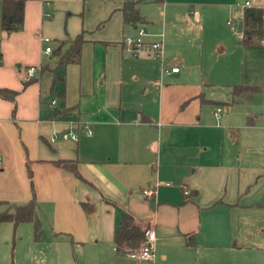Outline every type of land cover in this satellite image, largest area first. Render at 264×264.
Returning <instances> with one entry per match:
<instances>
[{
  "label": "crops",
  "instance_id": "1",
  "mask_svg": "<svg viewBox=\"0 0 264 264\" xmlns=\"http://www.w3.org/2000/svg\"><path fill=\"white\" fill-rule=\"evenodd\" d=\"M125 1L26 0L22 30H0V89L16 92L0 96V201L34 198L43 225L35 242L30 223L16 238L0 224L13 242L0 264H264L260 0H139L135 24ZM138 29L162 37L177 72L123 48ZM81 32L78 62L60 64V44ZM28 67L36 80L25 85ZM240 84L260 91L228 105ZM64 111L71 116L54 118ZM76 120L78 141L61 140ZM60 160L75 161L82 180ZM123 214L154 229L151 258L116 250Z\"/></svg>",
  "mask_w": 264,
  "mask_h": 264
},
{
  "label": "trees",
  "instance_id": "2",
  "mask_svg": "<svg viewBox=\"0 0 264 264\" xmlns=\"http://www.w3.org/2000/svg\"><path fill=\"white\" fill-rule=\"evenodd\" d=\"M25 1L26 0H1L0 30L2 33L10 34L22 30ZM138 4L139 0H127L124 2L122 11L125 22L135 24L143 20L139 14L137 7ZM84 41V32H81L74 39L62 42L59 46V50L64 44H67V47L60 55L58 62L60 64L78 62L80 46ZM1 64L2 57L0 53V65ZM40 71H42V67L40 68ZM33 80H36V73L32 78L26 80L25 85L29 82H32ZM259 91L260 87L258 86H246L242 84L236 85L232 88L231 99L227 104L232 106L234 104L249 103L252 96ZM15 94V91L0 89V96L9 100H13ZM205 103L215 105L218 104L209 101H205ZM70 116L71 113L69 111H64L55 114L54 118ZM54 165L61 169L70 171L77 179L82 180V177L76 169L75 161L60 160L55 161ZM28 174L30 176L29 170ZM83 206L85 210L90 208V206H87L86 204ZM1 223L12 224L13 237L18 225L22 223H30L33 227V241L35 242L40 239L43 232L42 221L38 214V205L34 198L22 204L0 201V224ZM143 241V230L135 225V222L131 216L123 214L114 229V244L116 250L119 252L132 251L138 249Z\"/></svg>",
  "mask_w": 264,
  "mask_h": 264
},
{
  "label": "built area",
  "instance_id": "3",
  "mask_svg": "<svg viewBox=\"0 0 264 264\" xmlns=\"http://www.w3.org/2000/svg\"><path fill=\"white\" fill-rule=\"evenodd\" d=\"M250 3L248 1L245 2V5H249ZM259 7L263 10V33L262 38L260 40V45L264 46V0H260L257 4ZM146 33L143 29H138L137 34L135 36H125L122 39L123 48L130 53L133 56H139V55H146L152 58H155L159 61L160 70L163 74H168L170 72H177L178 67H171L167 64V62L163 59L164 53H163V42L162 37L160 39L149 41L146 39ZM243 36L240 35V38ZM43 43L49 44L50 39L49 38H42ZM44 52L46 54L51 53V47L47 45L44 48ZM37 72L36 67H28L25 70V78L30 79L34 76V74ZM53 102L51 103V105ZM220 112V109H217L215 112V116L218 117V114ZM76 121H71L70 126L67 128V130L60 134L59 138L64 141H72L77 142L78 141V134L75 130V124ZM79 124V123H78ZM82 129L84 131L85 135L91 134V128L89 124L84 122L82 124ZM55 137H53V140ZM155 190L153 188H146L143 190V195L150 196L153 194ZM183 194L185 196L189 195V190L184 189ZM144 241L141 244V246L138 249H135L131 252V255L137 258L141 259H147L151 258L153 255V244L156 240L155 231L152 228H146L144 231Z\"/></svg>",
  "mask_w": 264,
  "mask_h": 264
},
{
  "label": "rangeland",
  "instance_id": "4",
  "mask_svg": "<svg viewBox=\"0 0 264 264\" xmlns=\"http://www.w3.org/2000/svg\"><path fill=\"white\" fill-rule=\"evenodd\" d=\"M240 107L241 106H235V108H234L235 111H237L238 109H241ZM223 109H224L223 112L226 113L227 112L226 108L224 107ZM15 234H16V232H15ZM15 234H14V236H15ZM15 238H16V236H15ZM12 244H13V242H11V237H10V241L8 243H6L4 237L2 235H0V250L2 251V253L7 254L8 253V247L11 250ZM7 245H8V247H7Z\"/></svg>",
  "mask_w": 264,
  "mask_h": 264
}]
</instances>
